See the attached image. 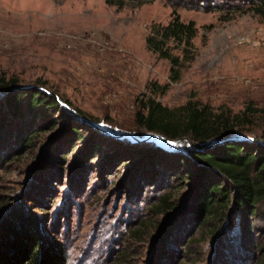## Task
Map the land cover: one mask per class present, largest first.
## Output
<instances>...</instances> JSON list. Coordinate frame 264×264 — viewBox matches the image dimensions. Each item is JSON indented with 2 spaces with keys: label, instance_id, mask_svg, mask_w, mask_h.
<instances>
[{
  "label": "rangeland",
  "instance_id": "rangeland-1",
  "mask_svg": "<svg viewBox=\"0 0 264 264\" xmlns=\"http://www.w3.org/2000/svg\"><path fill=\"white\" fill-rule=\"evenodd\" d=\"M173 2L0 0V76L23 88L42 85L68 105L53 116L58 124L41 126L33 117L30 145L0 163V217L25 206L63 246L66 264H264V202L247 221L229 214L231 229L223 217L198 228L185 210L171 230L152 212L163 195L181 206L193 181L178 184L186 167L168 155L183 152L187 138L170 145L145 132L136 138L133 114L141 96L171 110L187 101L230 115L247 105L264 107L260 0L210 9L187 1L173 8ZM172 13L193 29L190 47L169 41L160 49L177 57L175 67L146 43L159 39L156 30ZM171 70L178 71L175 82ZM70 126L81 141L68 139ZM262 130L261 117L239 128L248 140H258ZM93 137L100 152L89 148ZM112 139L152 143L166 155L153 164L122 153L114 160Z\"/></svg>",
  "mask_w": 264,
  "mask_h": 264
},
{
  "label": "trees",
  "instance_id": "trees-1",
  "mask_svg": "<svg viewBox=\"0 0 264 264\" xmlns=\"http://www.w3.org/2000/svg\"><path fill=\"white\" fill-rule=\"evenodd\" d=\"M185 1L198 8L209 4L210 9L216 3L230 5L237 1L250 0H175L172 7L181 6ZM105 2L121 6L123 0ZM260 4L264 6V0H260ZM156 34L159 36L157 41L152 43L153 39L148 37L146 43L152 44L159 51L160 57L167 59L171 66H178L177 57L169 56L160 49L169 41L190 47L193 37L192 23L182 24L177 15L172 13L171 21L166 26L157 28ZM178 78V71L171 70L170 80L175 82ZM39 87L43 88L42 85ZM41 88H23L17 86L13 79L5 80L0 76V163L7 161L9 151L19 153L30 145L36 135L33 125L38 119L41 126L58 124L53 116L62 114V107ZM158 89L162 91L164 86ZM62 102L68 106L65 101ZM136 103L133 124L140 130L136 138L142 132L159 135L167 141L187 138L183 152L168 154L171 158L174 156L177 164L186 167V172L178 184L193 181L192 190L185 194L186 202L183 198L179 199L184 205L177 207L168 195H163L152 205V212L162 215L169 222L171 230L176 216L185 210L188 211L186 219H194L193 222L198 224V228L207 222V218L220 222L223 217L226 219L225 225L231 229L229 214L233 213L235 220L244 221L255 214L256 207L264 202V130L260 132L258 140H248L241 136L239 128L251 125L252 119L256 117L264 119V107L254 108L247 105L241 113L230 115L223 111L212 113L206 105L191 101L175 110L163 107L144 96ZM73 111L75 116L82 119L83 116L78 111ZM33 117L35 122L31 120ZM67 128L68 139H83L73 126ZM98 139H90L89 148L92 151H89L92 153L101 151ZM111 141L117 151L114 160L122 153L127 157L134 156V159L146 158L153 164L159 155L163 159L165 154L164 150L152 143ZM24 208L25 210L9 211L7 215L0 217V264H66L63 246L48 237L44 222L32 212L26 211L25 206ZM183 226L191 227L185 224ZM181 228L178 234H181ZM230 233L231 231L226 232L225 236ZM226 239L223 237L221 247H226Z\"/></svg>",
  "mask_w": 264,
  "mask_h": 264
},
{
  "label": "water",
  "instance_id": "water-1",
  "mask_svg": "<svg viewBox=\"0 0 264 264\" xmlns=\"http://www.w3.org/2000/svg\"><path fill=\"white\" fill-rule=\"evenodd\" d=\"M39 88H41V87H39ZM41 89L43 91L47 92L49 95H51L55 100H57V102L59 103V105L61 107H63V104L60 102V100L58 99V97H56L54 94L50 93L46 89H43V88H41ZM148 139L158 140V141L163 142V143H168L169 145L172 144L171 142L166 141L165 139H163L162 137H160L159 135H156V134H152L151 136H149Z\"/></svg>",
  "mask_w": 264,
  "mask_h": 264
}]
</instances>
